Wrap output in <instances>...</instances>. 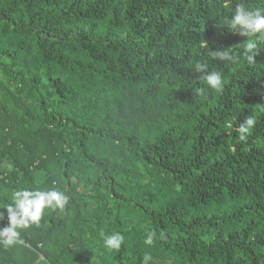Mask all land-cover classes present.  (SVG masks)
Masks as SVG:
<instances>
[{"label": "trees", "instance_id": "1", "mask_svg": "<svg viewBox=\"0 0 264 264\" xmlns=\"http://www.w3.org/2000/svg\"><path fill=\"white\" fill-rule=\"evenodd\" d=\"M241 2L264 10L0 0V228L17 190L69 197L23 246H0V264H264V51L248 64L246 37L223 24ZM226 49L232 61L212 58ZM197 61L221 73L220 91Z\"/></svg>", "mask_w": 264, "mask_h": 264}, {"label": "clouds", "instance_id": "2", "mask_svg": "<svg viewBox=\"0 0 264 264\" xmlns=\"http://www.w3.org/2000/svg\"><path fill=\"white\" fill-rule=\"evenodd\" d=\"M230 0H225V7L228 6ZM224 26H227L230 32H235L240 36L246 37L243 44L244 59L248 64L255 63V57L259 52L264 51V10H250L245 3L241 2L236 5L231 15H226L223 19ZM201 47H207L202 42ZM211 56L219 61H232L234 59L231 51L212 52ZM194 70L201 74L207 85L220 91L223 87V79L218 71H209L208 64L203 61H197ZM256 120L252 116H248L238 128V139L246 141L251 135ZM12 203L6 204L3 209L6 210L8 225L0 228V246L10 248L13 246H23L25 241L22 238V231L29 229L31 226H39L46 210L63 211L69 203V197L62 191L55 188L49 190H29L27 188L20 189L12 194ZM4 219V212L0 211V221ZM156 237L155 232H149L145 243L152 245ZM161 239L164 237L161 236ZM124 242V236L121 233H113L105 236L103 244L109 251L119 250ZM153 258L151 255L145 254L142 257L143 264H149Z\"/></svg>", "mask_w": 264, "mask_h": 264}]
</instances>
